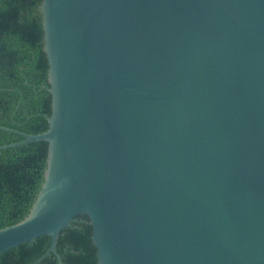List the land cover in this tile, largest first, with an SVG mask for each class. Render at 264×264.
<instances>
[{
    "label": "water",
    "instance_id": "obj_1",
    "mask_svg": "<svg viewBox=\"0 0 264 264\" xmlns=\"http://www.w3.org/2000/svg\"><path fill=\"white\" fill-rule=\"evenodd\" d=\"M41 190L0 255L88 216L98 264H264V0H42ZM3 130H11L0 126Z\"/></svg>",
    "mask_w": 264,
    "mask_h": 264
},
{
    "label": "trees",
    "instance_id": "obj_2",
    "mask_svg": "<svg viewBox=\"0 0 264 264\" xmlns=\"http://www.w3.org/2000/svg\"><path fill=\"white\" fill-rule=\"evenodd\" d=\"M42 0H0V146L23 141L49 128L51 95L39 9ZM48 144L35 141L0 150V229L30 213L41 190ZM88 216H77L58 239L64 264H98ZM51 243L41 236L0 255V264H33ZM40 264H59L52 254Z\"/></svg>",
    "mask_w": 264,
    "mask_h": 264
}]
</instances>
